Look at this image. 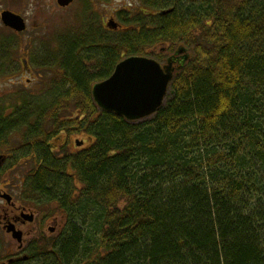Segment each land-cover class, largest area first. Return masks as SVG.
I'll return each instance as SVG.
<instances>
[{
    "label": "trees",
    "instance_id": "obj_1",
    "mask_svg": "<svg viewBox=\"0 0 264 264\" xmlns=\"http://www.w3.org/2000/svg\"><path fill=\"white\" fill-rule=\"evenodd\" d=\"M143 1L133 23L121 9L123 31L60 39L67 51L59 78L69 85L47 106L71 99L77 112L32 111L20 141L43 160L32 188L67 216L35 261L264 264V0ZM160 43L177 69L157 112L129 120L100 107L93 84ZM20 104L8 115L0 109V135L26 124ZM69 116L93 141L62 159L50 134Z\"/></svg>",
    "mask_w": 264,
    "mask_h": 264
},
{
    "label": "rangeland",
    "instance_id": "obj_2",
    "mask_svg": "<svg viewBox=\"0 0 264 264\" xmlns=\"http://www.w3.org/2000/svg\"><path fill=\"white\" fill-rule=\"evenodd\" d=\"M143 2V0H76L72 5L64 6L58 3L57 0H0V9L7 6L19 9L22 15L25 16L24 18L21 15L27 24V29L24 31L17 30V32H14L13 30L16 29L11 26L9 27L13 28V30L8 28V25L2 22L0 14V109L7 113L11 108H14V105L17 106L18 103L24 100V104L20 105L22 110H27L24 115L26 124L21 129L28 130L31 127L30 123L35 121L32 113L40 109L47 110L49 113L56 112L57 116H60L59 114L61 113H76L74 102L70 101L71 99L63 100L60 108L47 106L48 102L54 100V96L59 93L63 94L69 85L66 81L63 82L64 79L59 78L62 77V74L59 73L58 68L60 69V66L62 67L64 64L63 59L67 51L60 44V39L63 37H65L64 39H72V37L76 36L75 33H85L86 35L84 34V36H87L92 33L93 28L104 29L106 26L103 25H107L110 18L109 15L113 14L116 9L118 11L121 8L130 9L131 12L128 13V16L133 23L135 16H138L137 13L145 9ZM147 12L149 11L147 10ZM150 12H153V10ZM121 22L124 26H129L123 20ZM157 47L159 53L161 48H165L166 45L160 43ZM152 50L154 49L148 48L146 51L147 53H152V55L157 53V50L154 52ZM190 50L193 52L192 48ZM171 53L173 52L167 51L162 58L158 59L164 62ZM82 54H85V49L82 50ZM84 62L93 72L95 60L87 58ZM55 65L58 66L56 72L53 67ZM54 81L61 86L63 84V87H57ZM27 99H33V102H27ZM29 103L36 105V107L32 110V106ZM48 107L49 109H47ZM32 130H34V127H32ZM16 131L18 132V130L5 131L11 134V140L10 142L8 140L5 145H0V148L4 147V149L14 151L15 158L24 152L23 148L25 147L20 142L21 139L17 140L19 134L15 133ZM28 166H31V163L27 164L26 167ZM120 202V208H123L125 202ZM44 211L47 214H52L51 216L48 214L49 217L45 216V219H48L44 229L45 232L47 234L50 233L47 228L53 225V218L57 217V220H60L61 223H59L56 235L61 234L65 224L67 225V216L60 212L56 203L53 202H47V207L46 209L44 208ZM32 261H30V264H37L35 260Z\"/></svg>",
    "mask_w": 264,
    "mask_h": 264
},
{
    "label": "flooded vegetation",
    "instance_id": "obj_3",
    "mask_svg": "<svg viewBox=\"0 0 264 264\" xmlns=\"http://www.w3.org/2000/svg\"><path fill=\"white\" fill-rule=\"evenodd\" d=\"M75 1L73 0L69 5H72ZM8 10L22 15L19 9L7 6L0 9L1 19L2 12ZM120 12L121 10L116 9L113 14L109 15V19L114 18L120 23L119 27L113 29L108 25H103L106 26L107 31L120 32L125 29L121 22ZM22 16L25 18L24 15ZM7 27L13 30V28ZM13 31L17 32V30ZM166 51V48H161L162 53H166ZM12 109L14 110V108H11L10 111H7V115L13 111ZM72 118H76V116L68 117V119ZM9 130H18L15 133L19 134L17 136L19 141L24 128H5L2 135L6 136L8 132L5 131ZM55 131L57 133L50 134L52 136L51 144L55 146L52 154L56 153L62 159H67L69 155L90 147L93 141L88 132L79 130L77 123L71 122V124L61 128L60 132H58L59 130H52L51 133ZM26 134L29 135L27 132ZM2 139H8V137ZM37 155L34 153L30 156L29 152H23L15 158L14 151L4 149V147L0 148V264H30V261L36 260L37 250L42 251V247L48 240L51 241L54 237L56 239L60 235H56L59 223H61L60 220H57V217L53 218V225L47 228L50 233L47 234L44 230L48 223L45 216L49 217L52 214L48 213V215L44 211L47 202L42 198L43 195L40 191H35V188H32V182L34 181L35 184L39 179L35 172L38 173L39 167L43 164V160L38 159ZM23 157L26 158L23 159ZM29 163H31V166L26 167ZM56 205L57 209L62 212L60 206L57 203ZM14 233H19V235L14 236Z\"/></svg>",
    "mask_w": 264,
    "mask_h": 264
},
{
    "label": "water",
    "instance_id": "obj_4",
    "mask_svg": "<svg viewBox=\"0 0 264 264\" xmlns=\"http://www.w3.org/2000/svg\"><path fill=\"white\" fill-rule=\"evenodd\" d=\"M71 2L73 0H58L64 6ZM2 20L18 31L27 28L25 19L9 10L2 13ZM119 24L114 18L107 22L113 29L118 28ZM176 69L172 60L163 64L152 56L129 55L117 63L109 77L93 85L94 100L105 110L129 120L150 117L165 103ZM17 235L19 233H14V236Z\"/></svg>",
    "mask_w": 264,
    "mask_h": 264
},
{
    "label": "bare ground",
    "instance_id": "obj_5",
    "mask_svg": "<svg viewBox=\"0 0 264 264\" xmlns=\"http://www.w3.org/2000/svg\"><path fill=\"white\" fill-rule=\"evenodd\" d=\"M43 254H45V251L42 250L41 252H39V256H41Z\"/></svg>",
    "mask_w": 264,
    "mask_h": 264
}]
</instances>
